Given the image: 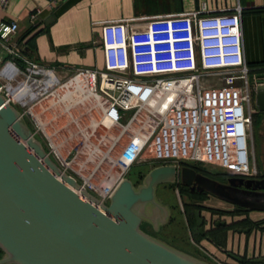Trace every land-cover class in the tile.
I'll return each mask as SVG.
<instances>
[{
	"label": "built area",
	"instance_id": "obj_1",
	"mask_svg": "<svg viewBox=\"0 0 264 264\" xmlns=\"http://www.w3.org/2000/svg\"><path fill=\"white\" fill-rule=\"evenodd\" d=\"M10 1L0 0V9ZM59 1L47 0L50 7ZM38 14L31 12V23ZM99 26L103 68L59 77L31 60L19 64L4 46L18 26L0 24V47L10 55L0 64V95L62 173L105 204L132 167L149 160L256 176L249 150L256 76L245 62L239 7L212 13L201 4ZM48 98L60 105L50 116Z\"/></svg>",
	"mask_w": 264,
	"mask_h": 264
},
{
	"label": "water",
	"instance_id": "obj_2",
	"mask_svg": "<svg viewBox=\"0 0 264 264\" xmlns=\"http://www.w3.org/2000/svg\"><path fill=\"white\" fill-rule=\"evenodd\" d=\"M252 91L256 109L264 113V74L256 76ZM176 182L264 212V178L229 177L222 183L172 164L152 168L137 187L129 178L121 180L105 204L61 172L22 115L0 95V264H209L142 229L146 223L158 232L167 222L170 210L156 190ZM194 218L204 236L200 211Z\"/></svg>",
	"mask_w": 264,
	"mask_h": 264
},
{
	"label": "crops",
	"instance_id": "obj_3",
	"mask_svg": "<svg viewBox=\"0 0 264 264\" xmlns=\"http://www.w3.org/2000/svg\"><path fill=\"white\" fill-rule=\"evenodd\" d=\"M201 4L212 13L241 9L246 66L252 77L264 74V0H61L54 7L47 0H11L5 10L0 9V24L16 22L18 26L4 46L16 50L19 64L23 59L31 60L63 77L76 68H103L100 23L190 13L199 10ZM36 10L38 19L31 23L29 15ZM7 58L10 55L0 47V64ZM245 218L254 226L229 227L225 221V227L211 229L210 222L206 230L216 238L210 241L203 237L200 245L225 264L264 260V212L235 216L231 225Z\"/></svg>",
	"mask_w": 264,
	"mask_h": 264
},
{
	"label": "rangeland",
	"instance_id": "obj_4",
	"mask_svg": "<svg viewBox=\"0 0 264 264\" xmlns=\"http://www.w3.org/2000/svg\"><path fill=\"white\" fill-rule=\"evenodd\" d=\"M251 110L250 161L251 165L255 163L258 173L264 165V113L258 112L254 100L251 101ZM37 139H41L39 135H37ZM156 166L159 164L152 160L137 164L132 167L128 178L137 187L142 184L145 175ZM201 169L212 175L223 176L225 174L222 169L213 166H201ZM156 195L157 199L170 210L168 220L158 232H153L146 223L142 225V229L175 249L199 260L209 264H225L215 260L216 258L200 245L201 238L197 234L193 211L199 209L202 216L207 217L211 222L217 219L231 223L238 208L209 195L191 196L180 186V182L158 186ZM213 236L216 238V235L211 237Z\"/></svg>",
	"mask_w": 264,
	"mask_h": 264
},
{
	"label": "trees",
	"instance_id": "obj_5",
	"mask_svg": "<svg viewBox=\"0 0 264 264\" xmlns=\"http://www.w3.org/2000/svg\"><path fill=\"white\" fill-rule=\"evenodd\" d=\"M192 168L195 169L196 172L201 173V174H203V175H205L207 177H210L212 179L218 180L219 182L221 180H223L224 178H227V176H225V175L217 176V175H212L211 173H207V171H205L204 169H201V166H193ZM214 176H216L218 179L215 178ZM180 186L185 191H187L188 194H190L191 196H199L200 197V196L208 195L207 193H197V192L192 193V192H189L188 188L185 187L184 185H182L181 183H180ZM237 208H238V210H236L235 216H242V215H244V214H246L248 212V210H244V209H242L240 207H237ZM197 210L200 211L199 209L194 210L193 211V217H194L195 211H197ZM194 221H195V218H194ZM195 225H196V223H195ZM242 226H246V227L250 228V227L254 226V224L249 222V220L245 218V219H243V220H241V221H239V222H237L235 224L230 225L229 227H242ZM197 234L199 235V238H201V239L203 238V236H200V234L198 233V230H197ZM209 235H210V237L212 236L211 234H209ZM211 239H213V237H211ZM241 264H252V263L250 261H242Z\"/></svg>",
	"mask_w": 264,
	"mask_h": 264
},
{
	"label": "flooded vegetation",
	"instance_id": "obj_6",
	"mask_svg": "<svg viewBox=\"0 0 264 264\" xmlns=\"http://www.w3.org/2000/svg\"><path fill=\"white\" fill-rule=\"evenodd\" d=\"M262 170H264V165L260 168V171L256 174V176L255 177H253L254 179H262V178H264V175L262 174ZM260 173V174H259ZM229 177H227V178H224L223 180H221L220 182H222V183H225L226 182V180L228 179ZM218 181V180H217ZM188 188V187H187ZM188 190H189V192H191L190 191V189L188 188ZM195 192V191H194ZM194 192H192V193H194ZM209 195V194H208ZM209 196H211V195H209ZM213 197V196H212ZM223 202V201H222ZM224 203H226V202H224ZM227 204H229V203H227ZM231 205V204H230ZM234 206V205H233ZM236 207H238V206H236ZM241 208V207H240ZM243 209V208H242ZM245 210V209H244ZM200 216H201V218L203 219V225H202V229H203V232H204V238H206L207 240L209 239L210 241H213V239H211V237L209 236V234H212V232H209L208 230H210V229H208V230H206V227H207V225H209V223L211 222L210 220L208 221V220H206V218H204L203 216H202V213H201V211H200ZM212 223V228L211 229H216V228H219V227H225L226 226V222L225 221H219V220H215L214 222H211ZM222 223H223V225H222ZM229 225H231V223H228ZM197 228V227H196Z\"/></svg>",
	"mask_w": 264,
	"mask_h": 264
},
{
	"label": "bare ground",
	"instance_id": "obj_7",
	"mask_svg": "<svg viewBox=\"0 0 264 264\" xmlns=\"http://www.w3.org/2000/svg\"><path fill=\"white\" fill-rule=\"evenodd\" d=\"M46 102H47V103H51V104H53V107H54V109H53L52 111L49 112V116H50L51 114L55 113V112L60 108V105H59V104H54L55 101H53L52 98H48V99L46 100ZM55 106H56V107H55ZM43 107H44V104H42L41 106H40V105L37 106V107L35 108V112H38L37 110H40V109H42ZM59 180H60V178H59Z\"/></svg>",
	"mask_w": 264,
	"mask_h": 264
}]
</instances>
